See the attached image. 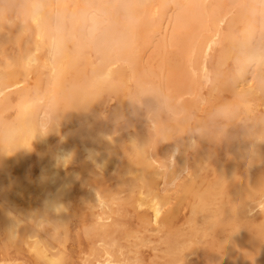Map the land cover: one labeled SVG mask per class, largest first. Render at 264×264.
<instances>
[{
  "label": "bare ground",
  "instance_id": "bare-ground-1",
  "mask_svg": "<svg viewBox=\"0 0 264 264\" xmlns=\"http://www.w3.org/2000/svg\"><path fill=\"white\" fill-rule=\"evenodd\" d=\"M184 2L203 7L189 9L180 23L174 10L153 9L161 18L142 41L140 58L180 101L195 105L206 61L238 9L236 0ZM27 46L22 38L9 58ZM107 71L122 70L112 65ZM0 72L8 76L0 93L12 96L24 86L16 67L0 62ZM150 138L146 109L105 97L86 110L66 112L59 130L37 138L31 151L0 157V264H67L72 220L84 211L92 221L81 227L89 242L88 251L78 253L83 264H191L193 257L264 264V200L257 195L264 191V144L256 145L259 156L250 166L253 142L239 134L219 143L185 135L132 147L133 141L144 147ZM191 139L199 140L195 150ZM65 152L72 158L61 165L57 157ZM108 172L111 185L99 177ZM128 213L136 226L126 222ZM145 248L157 251L149 262Z\"/></svg>",
  "mask_w": 264,
  "mask_h": 264
},
{
  "label": "clouds",
  "instance_id": "clouds-1",
  "mask_svg": "<svg viewBox=\"0 0 264 264\" xmlns=\"http://www.w3.org/2000/svg\"><path fill=\"white\" fill-rule=\"evenodd\" d=\"M237 19L217 38L198 80L197 104L179 100L166 79L141 63L142 41L161 17L174 10L177 23L191 8L184 0H0V62L19 69L25 84L12 96L0 93V157L59 130L69 110L88 109L102 98H123L146 109L153 143L185 135L219 143L236 134L264 144V0H236ZM28 46L9 58L22 38ZM112 65L121 72L110 73ZM130 73L131 75H126ZM8 76L0 72V88ZM251 82V86H250ZM149 101L150 103H146ZM191 139L190 147H199ZM71 153L57 162L67 165ZM257 195L264 200V191Z\"/></svg>",
  "mask_w": 264,
  "mask_h": 264
},
{
  "label": "rangeland",
  "instance_id": "rangeland-1",
  "mask_svg": "<svg viewBox=\"0 0 264 264\" xmlns=\"http://www.w3.org/2000/svg\"><path fill=\"white\" fill-rule=\"evenodd\" d=\"M141 115H142V117L145 115V111L143 110V112H141ZM222 152H223V149H220L219 150V154H222ZM190 153H191V155H194V151H192V150H190ZM105 173H103L102 174V176H99V177H101L102 178V180H101V182L103 183V184H105V185H111L112 183H113V181H111L112 180V177H111V173L110 172H108V173H106L105 175H104ZM94 177V176H93ZM98 177V178H99ZM101 178H99V179H101ZM87 213V211H84V214H82V215H85ZM82 215H77V218L76 217H74V219L72 220L73 222H72V224H71V232H70V237H69V239H68V241L69 242H67V254H69V256H68V263L67 264H71L72 263V261H73V264H83L82 262H81V260H80V255L78 254L79 253V251L81 250V249H83L84 250V252H87L88 250H86V249H88L87 247H88V240L87 239H85L86 237H84V233H83V230L84 229H82L81 227H82V224L84 223V221L83 220H85V223L86 224H88L90 221H92L90 218V216H89V214L87 213L85 216H83V218L81 217ZM183 214H180V216H179V219H178V224H180L183 220H184V217L182 216ZM79 216V217H78ZM127 216H128V219H125L126 220V222H128L130 225H132V224H135L137 221H136V219H135V214H134V216L135 217H133V213H132V215H130L129 213L127 214ZM84 217H86V218H84ZM90 217V218H89ZM90 219V220H88V219ZM81 219V220H80ZM132 219V220H131ZM88 221V223H87V221ZM135 220V221H134ZM133 222V223H132ZM91 223V222H90ZM89 223V224H90ZM137 224V223H136ZM136 224H135V226H136ZM85 225V224H84ZM134 225L132 226V227H135ZM84 227V226H83ZM82 231V232H81ZM76 234V235H75ZM79 235H82V236H79ZM80 237H82V238H80ZM155 238V237H154ZM153 238V239H154ZM81 239V240H80ZM155 239H157V238H155ZM154 239V240H155ZM86 240V241H85ZM80 242H81V246L79 245L80 244ZM88 242V243H87ZM87 244V245H86ZM87 246V247H86ZM79 247H81L80 249H79ZM24 250H26V249H24ZM23 250V252L22 253H20V254H22V255H26L27 257H30V255L28 254V252H26V251H24ZM144 257H145V261H147V262H149V261H151L152 260V258L154 259V254L156 255L157 253V251H154V250H152V248H145L144 250ZM10 254H12V255H15V254H17V251H16V249L15 248H11L10 249ZM78 256H79V259H78ZM152 257V258H151ZM70 260H72V261H70ZM191 264H211V263H209L207 260H206V262H205V259H199V258H197V257H193V259H192V261H191Z\"/></svg>",
  "mask_w": 264,
  "mask_h": 264
}]
</instances>
